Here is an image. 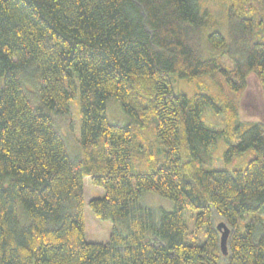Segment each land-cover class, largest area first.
<instances>
[{"label": "trees", "instance_id": "obj_1", "mask_svg": "<svg viewBox=\"0 0 264 264\" xmlns=\"http://www.w3.org/2000/svg\"><path fill=\"white\" fill-rule=\"evenodd\" d=\"M212 1L0 0V264H264V120H237L235 101L251 73L264 100V21L251 16L264 0L238 12L216 0L233 10L222 24ZM201 77L215 97L175 87ZM74 99L76 157L54 122ZM110 102L125 123L110 122ZM84 178L103 189L88 207L112 222L107 242L85 240ZM147 192L173 209L144 205Z\"/></svg>", "mask_w": 264, "mask_h": 264}, {"label": "rangeland", "instance_id": "obj_2", "mask_svg": "<svg viewBox=\"0 0 264 264\" xmlns=\"http://www.w3.org/2000/svg\"><path fill=\"white\" fill-rule=\"evenodd\" d=\"M234 5L235 11L238 12L239 8L236 6L240 4V0H229ZM211 12L214 16V19L221 23L223 22L224 13L232 14V9L228 10L226 4L218 3L216 0L210 2ZM227 7V8H226ZM249 9V7L246 5ZM252 20H254L255 25H260L261 21H264V11H254L251 14ZM222 24V23H221ZM222 34H225V27L224 25H219ZM262 30V29H261ZM259 31V34L261 31ZM220 64L224 66V68L231 69V61L226 57L220 58ZM175 87L178 91L184 92L189 97L192 96L196 92H207L212 96L217 95V88L212 82L210 77H201L200 79L194 80L192 82H188L186 80H177L175 82ZM144 92V91H143ZM144 102L142 98H137L136 102ZM237 104V120L241 121L242 123L248 122H258L264 120V100L262 97V91L259 84V80L254 73L249 74L247 80V88L235 98ZM117 104V103H116ZM69 114L68 117L65 118H56L55 119V127L58 129L60 134L63 136L65 140L66 147L68 153L72 157L79 156L80 154V146H79V139H80V122H79V104L78 100L74 99L69 103ZM108 118L110 122L123 124L126 122V118L123 115L119 106L115 105V102H110L108 108ZM206 123L209 126L214 128H222L225 125L224 119L226 117L222 115H216L211 110H206L205 112ZM149 134V133H148ZM149 137V136H148ZM152 140L154 139L155 144L159 145V142L155 141V138L150 135L149 137ZM148 139V138H147ZM157 142V143H156ZM159 147V146H158ZM226 148V144L224 140H219L215 147L213 148V156L217 159L215 160V167L221 168L223 167V162L220 160L221 155L223 154ZM247 157L242 156L241 158H237L233 163L229 164L227 169L232 170L234 168H243L245 165V160ZM137 171L145 172V168L142 166ZM103 189L100 187H96L91 185L89 178H84V220H85V240L87 242H96V243H103L107 242L109 235L112 230V222L111 221H102L98 219L88 207V202L93 198H100L103 196ZM142 203L152 209H162L165 211H171L173 209V202L171 200L162 198L154 193L147 192L144 193L141 199ZM191 216V213L187 212L186 217ZM261 219L259 220L262 222V226L264 225V214H262ZM249 217L245 216L241 223L248 222ZM214 225L216 226L219 223H225L223 219L219 216H214ZM229 227V226H228ZM227 227V228H228ZM230 228V227H229ZM228 228V229H229ZM220 236V233H218ZM219 264H225L224 260H220Z\"/></svg>", "mask_w": 264, "mask_h": 264}, {"label": "water", "instance_id": "obj_3", "mask_svg": "<svg viewBox=\"0 0 264 264\" xmlns=\"http://www.w3.org/2000/svg\"><path fill=\"white\" fill-rule=\"evenodd\" d=\"M217 230L220 233L219 244H220L221 253L222 255L226 256L227 255V240L229 237L230 230L227 228V226L224 223H219L217 225Z\"/></svg>", "mask_w": 264, "mask_h": 264}]
</instances>
